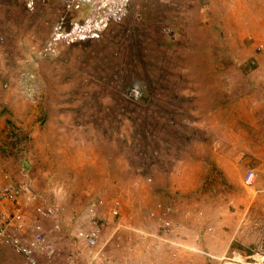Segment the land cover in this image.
Returning <instances> with one entry per match:
<instances>
[{"label":"rangeland","instance_id":"374dc122","mask_svg":"<svg viewBox=\"0 0 264 264\" xmlns=\"http://www.w3.org/2000/svg\"><path fill=\"white\" fill-rule=\"evenodd\" d=\"M207 145L229 147L232 180L237 167L253 194L243 178L264 150V0H0V168L19 186L27 223L44 224L41 264L89 262L79 233L93 202L105 264L125 250L126 226L137 235L131 262L163 264L180 245L160 233L169 226L145 192L176 149ZM251 209L232 225L243 243L256 236L246 256L213 263L195 246L200 259L181 263L264 264L250 258L264 203ZM20 261L0 249V264Z\"/></svg>","mask_w":264,"mask_h":264},{"label":"crops","instance_id":"0c3cea01","mask_svg":"<svg viewBox=\"0 0 264 264\" xmlns=\"http://www.w3.org/2000/svg\"><path fill=\"white\" fill-rule=\"evenodd\" d=\"M228 148L224 145H207L202 152L193 147L176 149L172 162L165 163V170L156 174L153 183H150L149 192H145V202L148 200L150 209L161 212L162 219L169 226L161 229L160 233L167 230L162 234L168 237V241H174L175 247L180 245V248L165 253L163 264H182L181 260L188 257L194 263L200 255L196 248L198 246L215 255L216 258L210 259L213 263L220 262L218 258L227 254L230 259L236 260L247 255V247L256 244V236L253 234H248L249 239L243 243L242 237L238 239L232 233V225L238 228L240 222L237 221L245 213L252 214L253 205L264 203V150L257 149L253 155L247 151V156H250L246 164L248 168L255 169L258 176L254 193L247 195L237 167V176L232 180L233 162ZM127 230L122 234L125 237V250L114 253L113 264H138L131 262L127 255L131 246H134L133 242H137V235L131 231L133 229ZM198 231L201 237L196 241ZM262 233L264 235V231ZM184 244L190 248L181 247ZM173 252L176 256L171 254ZM141 256L143 260L139 264H152L146 256Z\"/></svg>","mask_w":264,"mask_h":264},{"label":"built area","instance_id":"2783aa9c","mask_svg":"<svg viewBox=\"0 0 264 264\" xmlns=\"http://www.w3.org/2000/svg\"><path fill=\"white\" fill-rule=\"evenodd\" d=\"M140 89V86H134L130 90V96L137 98L141 94ZM256 178V170L248 168L243 178L244 184L253 186ZM19 191V186L12 179L11 175L0 168V249H11L16 252L21 257L19 264H41L40 258L43 251L48 247L46 229L40 221L32 225L27 223ZM117 205L116 203V206L112 207L111 215L115 219V225L124 228V224L118 219L120 210ZM97 211L98 206L96 202L91 203L87 207L85 218L88 222V228L79 233L89 257L87 264H105L102 259L104 257L102 250L107 243L103 241L105 224ZM46 213L49 217H54L56 209L54 206H48ZM125 228L128 227L126 226ZM52 252L53 250L49 251V253ZM205 254L211 259L216 258L215 255L210 253ZM261 257L264 258V237L258 245L255 255L250 256L254 260ZM224 258H226V255L218 259L224 262ZM249 264H254V261L249 262Z\"/></svg>","mask_w":264,"mask_h":264}]
</instances>
